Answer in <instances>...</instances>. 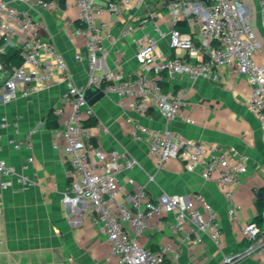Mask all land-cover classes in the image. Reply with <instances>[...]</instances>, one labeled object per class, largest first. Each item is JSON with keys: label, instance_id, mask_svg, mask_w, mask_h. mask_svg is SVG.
Listing matches in <instances>:
<instances>
[{"label": "built area", "instance_id": "2783aa9c", "mask_svg": "<svg viewBox=\"0 0 264 264\" xmlns=\"http://www.w3.org/2000/svg\"><path fill=\"white\" fill-rule=\"evenodd\" d=\"M132 2L141 6L144 0H107L103 4L96 0L65 2V8L70 5L76 8L75 20L64 23L70 30L69 37L80 36L85 45V53H74V60L85 66V78L77 83L67 73L68 62L63 54L52 41L42 36L39 21L27 9L20 8L21 5H34L41 9H58L61 8L58 0H0L1 48L17 47L22 57V63L11 69L5 68L0 61V104L48 89L56 76L64 75L61 104L53 109L58 126L51 129L55 139L53 147L63 149L69 165L70 181L62 201L91 205L92 220L104 230L110 243V256L117 264H165L168 246L153 250L139 240L150 219L171 213L174 215L173 230L184 232L193 244L200 243L204 236L219 244L222 238L219 212L200 192L162 193L153 198L144 186L137 187L124 202L118 203L119 173L123 168H133L138 162L126 158L121 163L119 153L103 152L92 143L90 127L84 125V120L95 117V113L88 104L86 92L95 87L104 95H117L122 105L135 113L155 110L168 120L181 118L190 121L183 113L182 90L164 89L162 81L165 77L181 75L192 82L216 80L218 68L236 63L250 87L247 108L256 117L264 136V59L258 61L256 58L262 42L243 0H173L167 3L171 29L164 31L154 23L155 35L145 34L136 41L135 69L116 71L102 62L108 55L105 41L115 43L116 39L109 24H96L95 18L104 12L120 15ZM259 4L264 25V0H259ZM180 19L196 27L197 34L177 28ZM145 21L146 18H141L139 24ZM134 26H124L120 35H129ZM160 39L167 40L170 52L159 48ZM18 121V117L0 116V198L6 190L24 192L35 185L27 174L34 162L33 155H29L20 166L1 155L7 132L11 131L15 136L7 139L13 148L31 145L36 127L18 138L21 134ZM96 126L104 130L100 123L97 122ZM147 153L156 159L158 168L170 158L179 156L188 172L197 171L202 178L213 181L220 188L227 215L233 220L238 219L236 191L249 168L248 156L244 152L184 138L167 128L152 138ZM261 218V223L252 220L240 225L241 232L250 240L249 245L242 251L225 255L219 264H241L259 249L261 241L264 243V207ZM186 225L190 226L189 229L185 228Z\"/></svg>", "mask_w": 264, "mask_h": 264}, {"label": "crops", "instance_id": "0c3cea01", "mask_svg": "<svg viewBox=\"0 0 264 264\" xmlns=\"http://www.w3.org/2000/svg\"><path fill=\"white\" fill-rule=\"evenodd\" d=\"M41 9L34 5H21L40 23L44 38L54 43L68 62L67 73L75 82L85 78V66L74 60V53H85L82 37L70 38V30L64 23L75 20L76 8ZM103 4L107 0H96ZM120 1V0H110ZM198 1V0H194ZM250 11L252 25L261 38L262 47L256 53L258 61L264 59V25L262 23L259 0H243ZM167 0H144L138 6L132 2L122 14L104 12L95 18L96 24L106 22L116 42L105 41L108 55L102 59L105 66L122 72H131L136 64L133 56L136 41L145 34L155 35L154 23L162 30L169 31L172 23L167 11ZM141 18H146L139 24ZM135 25L127 36L120 35L121 29ZM182 31L197 34L184 19L176 25ZM158 46L170 52L166 39H160ZM64 75L56 76L48 89L34 91L27 97L18 96L8 103L0 104V116L10 119L18 117L22 138L36 127L31 145L13 148L7 139L15 137L11 131L5 134L1 155L10 163L20 166L29 155L34 162L27 174L35 181L30 189L19 192L6 190L0 198V264H117L110 256V243L104 230L94 223L91 205L88 202L64 203L62 195L67 190L70 176L69 165L61 147L54 148L55 139L47 126L50 110L61 104V94L65 90ZM164 89H180L184 94V116L190 119H166L161 113L150 110L145 114L135 113L122 105L114 94L104 95L92 105L97 122L90 125L92 143L103 152L116 151L126 158L137 160L131 168H123L119 173V191L116 201L122 203L127 195L137 187L144 186L150 197L162 193L186 194L202 193L219 212L222 225V238L219 244L204 236L198 244H193L184 232L172 228L173 214L150 219L140 242L153 250L168 246L165 264H219L221 259L245 249L250 240L243 235L240 225L259 216L264 198V136L256 117L246 105L250 87L245 77L239 73L236 63L217 69V79H199L192 82L186 76L165 77ZM179 133L184 138L203 140L223 149L235 148L248 156V172L243 175L236 191L239 205L238 219L227 215L220 188L211 180H205L199 172H188L183 160L170 158L163 167L147 153L154 136L165 129ZM139 136V138H138ZM201 210V206H198ZM254 221L261 223L262 218ZM186 225V229H189ZM261 238L258 239V242ZM259 249L242 261L241 264H264V243Z\"/></svg>", "mask_w": 264, "mask_h": 264}, {"label": "trees", "instance_id": "16d2710c", "mask_svg": "<svg viewBox=\"0 0 264 264\" xmlns=\"http://www.w3.org/2000/svg\"><path fill=\"white\" fill-rule=\"evenodd\" d=\"M2 44L3 42L2 40H0V61L2 62L3 66L8 69L19 66L22 63L20 49L13 46H5L1 48ZM162 86L163 88H166V83L163 81H162ZM96 123H97V119L95 117H91L84 120L85 126L95 125ZM47 126L50 129H53L58 126V122L53 110H50L47 115ZM261 193L264 198V186L261 189ZM263 207H264V203H263ZM260 218H261V213L259 214V216H256L254 220Z\"/></svg>", "mask_w": 264, "mask_h": 264}, {"label": "water", "instance_id": "95a60500", "mask_svg": "<svg viewBox=\"0 0 264 264\" xmlns=\"http://www.w3.org/2000/svg\"><path fill=\"white\" fill-rule=\"evenodd\" d=\"M169 1H173V0H167ZM86 99H88V104L89 105H94L99 99H101L102 97H104V93L101 91H97V89L95 87H91L87 90L86 95H85Z\"/></svg>", "mask_w": 264, "mask_h": 264}]
</instances>
